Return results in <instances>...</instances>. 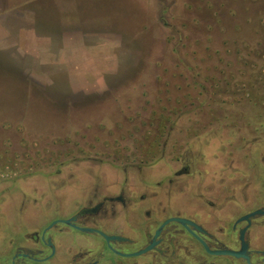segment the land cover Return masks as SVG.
Instances as JSON below:
<instances>
[{"label": "rangeland", "instance_id": "rangeland-1", "mask_svg": "<svg viewBox=\"0 0 264 264\" xmlns=\"http://www.w3.org/2000/svg\"><path fill=\"white\" fill-rule=\"evenodd\" d=\"M22 1L0 0V256L18 231L93 196L76 182L118 177L113 158L221 160L238 134L251 136L243 148L264 132V0ZM29 26L43 37L21 45ZM64 30L122 35V72L97 101L96 80L74 88L58 61Z\"/></svg>", "mask_w": 264, "mask_h": 264}, {"label": "flooded vegetation", "instance_id": "flooded-vegetation-1", "mask_svg": "<svg viewBox=\"0 0 264 264\" xmlns=\"http://www.w3.org/2000/svg\"><path fill=\"white\" fill-rule=\"evenodd\" d=\"M237 136L221 160L113 158L118 177L76 182L93 196L18 231L0 264H264V132Z\"/></svg>", "mask_w": 264, "mask_h": 264}, {"label": "crops", "instance_id": "crops-1", "mask_svg": "<svg viewBox=\"0 0 264 264\" xmlns=\"http://www.w3.org/2000/svg\"><path fill=\"white\" fill-rule=\"evenodd\" d=\"M33 2L34 0H23L20 4L26 5V8H28V4ZM21 5L14 7L10 12L17 13V8H20ZM1 12L0 15H3L8 11L3 9ZM25 33L27 34V40H33L35 44L43 37L37 33L34 27L29 26L20 28L16 42L24 45L22 39ZM57 36L59 48L56 54L59 63L64 67L69 84L76 88L79 85L89 84V79L96 80L95 83L100 87V90L88 100L97 101L99 98L95 95L104 90L106 76L109 75L114 78L122 72V64L117 60L116 56H113L116 44L122 41V35L112 31L89 33L78 30L66 32L64 30ZM91 38H94L95 41L92 42ZM70 47H74V50L68 52L67 48ZM81 75L82 78H80Z\"/></svg>", "mask_w": 264, "mask_h": 264}, {"label": "trees", "instance_id": "trees-1", "mask_svg": "<svg viewBox=\"0 0 264 264\" xmlns=\"http://www.w3.org/2000/svg\"><path fill=\"white\" fill-rule=\"evenodd\" d=\"M173 51H175V49H173Z\"/></svg>", "mask_w": 264, "mask_h": 264}]
</instances>
